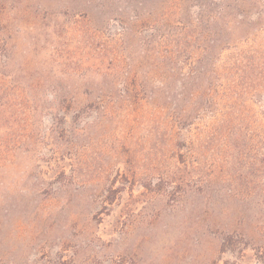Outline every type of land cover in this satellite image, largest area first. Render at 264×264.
<instances>
[{"label": "rangeland", "instance_id": "374dc122", "mask_svg": "<svg viewBox=\"0 0 264 264\" xmlns=\"http://www.w3.org/2000/svg\"><path fill=\"white\" fill-rule=\"evenodd\" d=\"M0 264H264V0H0Z\"/></svg>", "mask_w": 264, "mask_h": 264}, {"label": "trees", "instance_id": "16d2710c", "mask_svg": "<svg viewBox=\"0 0 264 264\" xmlns=\"http://www.w3.org/2000/svg\"><path fill=\"white\" fill-rule=\"evenodd\" d=\"M242 158L241 157H236V160H241Z\"/></svg>", "mask_w": 264, "mask_h": 264}]
</instances>
